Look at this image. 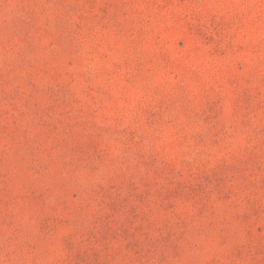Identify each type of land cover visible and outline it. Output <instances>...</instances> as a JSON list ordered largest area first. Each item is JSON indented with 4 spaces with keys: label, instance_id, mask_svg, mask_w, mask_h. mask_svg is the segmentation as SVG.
Masks as SVG:
<instances>
[{
    "label": "rangeland",
    "instance_id": "374dc122",
    "mask_svg": "<svg viewBox=\"0 0 264 264\" xmlns=\"http://www.w3.org/2000/svg\"><path fill=\"white\" fill-rule=\"evenodd\" d=\"M0 264H264V0H0Z\"/></svg>",
    "mask_w": 264,
    "mask_h": 264
}]
</instances>
